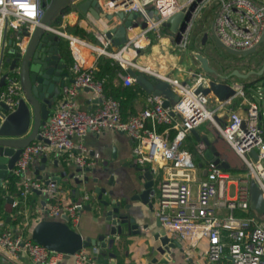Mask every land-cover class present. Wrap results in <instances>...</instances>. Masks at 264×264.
Masks as SVG:
<instances>
[{"label": "built area", "instance_id": "1", "mask_svg": "<svg viewBox=\"0 0 264 264\" xmlns=\"http://www.w3.org/2000/svg\"><path fill=\"white\" fill-rule=\"evenodd\" d=\"M43 0H0V55L10 46L25 51L31 32L40 23L45 8ZM48 1V0H46ZM213 0H106L101 8L106 12L123 10L140 12L147 22L144 32L155 30L168 16L183 9L190 2L191 7L175 39V45L186 48L190 29L198 12ZM215 14L212 22L214 34L227 46L247 49L258 43L264 32V3L256 0H214ZM155 10L157 19L149 15ZM48 30L58 34L67 42L72 56L69 71L72 82L63 95L53 103L47 120L40 126L41 139L22 147L12 169L16 177L17 194L12 195V206L26 203L28 196L40 191L42 200L33 212L35 222L40 219H63L75 229L80 219L82 204L96 200L93 193L83 190L77 199L65 196L59 182H45V178L28 172L30 165L41 156L54 154L63 156V161L76 167H93L95 161L85 151L82 138L88 132L98 133L115 130L126 133L131 140L134 163L148 166L153 173L161 171L159 189L154 198V212L160 219V231L191 248L205 241L203 262L200 264H264V220L250 205V182L254 180L264 199V104L263 91H257L258 99L244 105L245 111L234 108L232 97H246L245 82L234 76L226 81L234 89L229 99L221 101L212 93L195 92L209 77L194 74L190 84L177 77L159 73L148 65H141L126 54L131 40L115 50L104 34L94 42L77 34L67 32L60 25H49ZM11 40V43L8 42ZM99 55L112 57L124 69L119 73L126 85L135 82L127 71H137L167 81L179 98L167 106L163 96L146 95V103L140 111L123 118L120 100L107 95L103 79L95 77L96 58ZM0 76L8 71L4 84L0 86V102L12 111L23 86L19 67L3 68ZM88 87L96 99V106L87 110L78 106L75 96L81 88ZM214 105H210L211 101ZM226 111L225 121L219 119L218 111ZM222 116V114L220 115ZM3 116L0 114V120ZM209 120L220 136L241 158L245 170L232 172L207 160L199 168L192 151L185 146V138L193 128ZM163 125L161 129L159 126ZM173 131V133H171ZM195 151L205 156L207 144L203 140L195 143ZM255 150L257 156L252 154ZM50 178V177H48ZM7 188V180L2 181ZM95 200L93 203H95ZM43 201V202H42ZM238 209L245 215H236ZM28 223L8 226L0 218V260H17L25 253L34 264H60L67 257L65 252L49 249L30 237ZM102 254L99 245L82 247L69 255L75 264H93Z\"/></svg>", "mask_w": 264, "mask_h": 264}, {"label": "water", "instance_id": "2", "mask_svg": "<svg viewBox=\"0 0 264 264\" xmlns=\"http://www.w3.org/2000/svg\"><path fill=\"white\" fill-rule=\"evenodd\" d=\"M74 3V5L81 11H90L98 18H106V20L116 19L118 24L107 27L104 30V35L112 39L117 46H121L127 41L126 32L130 25H135L133 22L135 12H125L117 10L114 12L103 11L99 0H43L42 6L45 8L40 23L37 24L31 32L25 31L29 36L28 44L25 51H20L13 45L7 51L2 52L0 55V70L1 64H7L8 69L19 67L20 79L23 86V95L19 97L16 107L7 111V105L0 102V114L3 119L0 120V189L2 181L12 177V169L20 155L22 147L32 141L41 139L39 129L42 124L47 120L53 103L56 99L64 93L66 89L65 79L63 76L69 74L66 70L68 60L61 53L65 52V47L61 37L47 29V26L52 25L57 12L67 4ZM191 3L183 9L171 14L164 21L169 30L173 33L174 39H177L180 34V29L185 22L189 13ZM156 14L155 10L150 13ZM151 16V15H150ZM140 24V23H139ZM147 22L144 21L140 24L142 28L146 27ZM211 35L217 46L223 47L226 51L247 56L257 49V46L264 42V32L260 40L254 46L247 49H234L225 45L215 34L211 28ZM207 34H204L202 43H204ZM11 43V40H8ZM194 56L199 61L200 68L210 74L208 83H200L195 92L212 93L218 100L224 101L229 99L234 94V89L226 81L229 76H237L241 78L247 77L250 73L257 75L261 78V83L264 84V62L258 69H251L248 72H242L238 68H233L228 73H219L209 63V58L199 52L195 51ZM127 71L135 78V82L149 94H157L163 96V105L167 106L178 100V94L172 90L169 83L159 78H151L143 71H136L132 67H127ZM8 71L2 72L0 76V86L5 82L4 78ZM72 81V79H71ZM90 89L88 87H85ZM91 90V89H90ZM96 101V99H95ZM197 140H203L207 144L205 150V157L217 163L219 166L228 169L230 163L221 159L216 146L209 140L206 135H199L193 128L191 130ZM46 167V156L41 157V164L35 167L34 173L37 177L43 176L41 170ZM136 169L139 171L138 179L141 180L139 191H136L132 199H138L142 203L147 204L152 208L151 197L154 196V175L148 166ZM92 167H74L69 169L65 167L59 175L46 178L45 182L57 181L66 183H75L79 189L82 182L89 180V175L84 174L91 172ZM96 183L94 192L97 194L98 205L100 208L105 224H108L107 232L100 233L96 237L83 236L80 232L72 228L63 219H40L37 220L30 230V237L32 240L46 246L49 249L62 251L66 256L75 253L82 247L90 245H99L101 248L108 247L109 243L114 241L117 235L136 234L141 232V224L136 222L134 215L130 214V204L122 203L121 201L112 200L106 197L107 188L104 185L98 184V178L94 177ZM40 193L39 190H35ZM108 193H110L108 191ZM78 194V193H77ZM12 196L6 195V200L12 202ZM43 202V201H42ZM250 205L259 216L264 215V199L261 191L254 180L250 182ZM83 208L91 209V203H87ZM8 219V217H7ZM143 224L142 227H146ZM157 225L160 226V219L157 218ZM154 238L159 240V244L155 247V251L159 256H151L144 263H136L130 261L127 264H168L175 257V249L182 250L181 243L169 237L167 234L162 233L160 230L154 232ZM111 237V238H109Z\"/></svg>", "mask_w": 264, "mask_h": 264}, {"label": "crops", "instance_id": "3", "mask_svg": "<svg viewBox=\"0 0 264 264\" xmlns=\"http://www.w3.org/2000/svg\"><path fill=\"white\" fill-rule=\"evenodd\" d=\"M106 0H99L100 6ZM103 10V8H102ZM105 11V10H103ZM109 12V11H107ZM135 16L133 18V22H137V24L130 25L127 28L126 38L127 40H131L128 50L126 54L130 57L134 58L141 65H148L151 69L163 73L168 74L173 77H177L182 81L188 82L189 80H193L194 74H201L210 77V74H206L204 70L200 68L199 61L194 56L195 49L188 48V46L184 49L179 48L175 45V39L173 40V45H169L170 50H166L164 47L159 44H155L154 38L155 36H160V29L156 28L155 30H150L144 32L142 26L140 24L144 21V17L140 12L135 11ZM215 14V12H214ZM214 17V16H213ZM213 22V19H212ZM211 22V28H212ZM119 21L116 19L106 20V18H98L94 16L89 10L83 12L79 10L74 3H70L62 7L57 14L55 15V19L53 24L60 25L67 32L77 34L74 29L76 26L84 29L87 34L91 37L82 36L94 42H98V36L104 34V30L112 26L114 24H118ZM140 23V24H139ZM210 28V30H211ZM152 34V39L150 35ZM159 34V35H158ZM213 38V37H212ZM63 42V46L65 50H67V42L64 38H61ZM112 40V39H111ZM215 46V42H212ZM166 47V46H165ZM117 45L112 43L109 46V49L115 50ZM177 48V49H176ZM148 49V50H147ZM69 51V50H68ZM147 51V52H146ZM181 51H184L181 52ZM187 51V52H186ZM227 54L231 58L242 57L241 55L232 54L226 51ZM65 52H62L61 55L65 56ZM71 56V55H70ZM207 56V55H206ZM248 56V55H247ZM162 57V58H161ZM208 57V56H207ZM246 57V56H244ZM152 58V59H150ZM209 58V57H208ZM67 59V57H66ZM97 59V58H96ZM161 59H164V62H161ZM68 60V59H67ZM68 66L66 70H68L69 74L67 76H63L65 79L66 86H69L72 82L73 78L72 74L69 71V66L72 63V56L69 57ZM264 62V61H263ZM148 63H151L148 64ZM210 63V58H209ZM225 65L224 67L217 70L219 73H228L233 68H238L242 72H248L252 67H242L239 65ZM137 71V70H136ZM119 71L117 73V77L113 79V84L117 85L120 82L123 83L122 78L119 76ZM151 78H156L153 75L147 74ZM234 76V75H233ZM237 79L243 80L245 83L250 82L257 78L256 74L250 73L247 77L241 78L234 76ZM135 83V82H134ZM124 84V83H123ZM133 84V83H132ZM261 81H258V90L264 91L261 89ZM63 93L58 97L60 98ZM146 95L147 93L140 87V90L137 92V96L133 100L134 105V113L140 111L144 108L146 103ZM57 98V99H58ZM244 101H234V108L239 110L240 112L245 111L244 105L249 101L247 97H243ZM75 101L79 107L92 110L96 106V101L93 96V92L87 88H81L75 96ZM53 106L51 108V111ZM50 111V112H51ZM219 119L223 122L226 120L227 115L226 111H218ZM222 114V116H220ZM211 123V122H210ZM212 124V123H211ZM207 126V125H206ZM201 123L196 128V132L201 135H206L209 140L213 143L212 137L208 134V130ZM160 127V126H159ZM210 128V126H209ZM208 128V129H209ZM220 136V134H219ZM222 139L223 137L220 136ZM224 140V139H223ZM198 140L195 138V135L191 131L185 138V146L187 148H194L195 143ZM225 141V140H224ZM83 145L85 147L86 153L95 161V165L92 167L93 170L91 172H86L84 174L89 175V180L86 182H82L80 188L76 187L75 183H66L60 182V187L65 191V196L71 197L73 199H77L83 190L91 191L96 198L95 203L93 201H87L82 204V209L80 212L79 223L75 227V230L80 232L84 237H96L100 233L107 232L108 224H105L102 216V212L100 208H97L98 200L97 194L94 192V187L96 183L91 180L94 177L98 178V184L104 185L107 188V194L105 195L112 200H119L122 203L130 204L129 212L134 215L136 222L141 224V232L136 234H125V235H117L114 237V241L109 243L108 246H111L113 243L118 248V254L115 255L112 251L107 253L106 257L100 255L97 261L93 264H127L130 261H136V263H144L151 256L159 254L155 251V247L159 244V240L154 238V232L160 230V226L157 225V215L154 212V198L158 191V182L159 178L154 175V196L151 197L152 200V208H150L147 204L142 203L138 199H132L131 197L136 191H139V187L141 185V180H139L138 174L139 171L136 169L137 165L134 163L131 152V140L129 136L124 132H119L115 130H104L98 133L88 132L82 138ZM226 142V141H225ZM227 143V142H226ZM214 144V143H213ZM216 149L219 152V156L221 159L228 161L231 165L234 160V156H238V154L229 146L231 150H225L220 144L216 143ZM190 149V150H191ZM193 153V152H192ZM197 153V152H196ZM194 160H201L200 155L194 154ZM42 157V156H41ZM41 157L36 159L37 161L33 162L28 172L30 174H35L34 170L36 166L41 164ZM202 157V156H201ZM203 160H208L205 156L202 157ZM200 162V161H199ZM199 164V163H198ZM69 167V169H73L76 167L73 164H67L63 161V156H55L54 154H49L46 156V167L41 170L43 177L46 179L51 176H57L64 168ZM142 167V166H140ZM203 170V167H199ZM36 175V174H35ZM108 191L110 193H108ZM78 193V194H77ZM42 200V196L40 193L33 192L31 193L26 203H23L24 206V220L21 223H13L10 222L11 218L13 219L15 216L11 212L10 215H5L4 210L0 211V218H2L8 226L17 227L19 225H26L28 223V228L31 227L35 223V213L33 212L34 207L40 203ZM91 203L92 208L87 209L83 208L87 203ZM8 217V219H7ZM143 224H147L146 227H142ZM111 238V237H109ZM182 250L175 249V257L168 264H200L203 262L204 258V250H205V241L202 240L199 243V246L196 248H191L187 243H181ZM103 250V248H102ZM120 259V261L118 260ZM0 264H34L32 260L25 254L20 253L18 255L17 260H0ZM60 264H75L73 257H65ZM91 264V263H89Z\"/></svg>", "mask_w": 264, "mask_h": 264}, {"label": "rangeland", "instance_id": "4", "mask_svg": "<svg viewBox=\"0 0 264 264\" xmlns=\"http://www.w3.org/2000/svg\"><path fill=\"white\" fill-rule=\"evenodd\" d=\"M256 1H258L260 3H264V0H256ZM214 3H215V1L213 0L210 4L206 5L203 9H201L198 12L196 17L194 18L191 29H190L188 48H193V49H195V51H199V52L207 55L210 58V65L217 70H220V68L224 67L225 65H228V66L239 65V66L247 67V68L252 67L251 69H258L264 61V42H261L257 46V49L255 50V52L249 54L246 57H238V58H234V57L231 58L229 56L230 54L228 55L226 50L223 47H220L217 45L215 46L212 43V42H214V39L212 38L210 28H211V22H212L214 12H215ZM150 15L153 19L158 18L157 15L154 14L153 12L150 13ZM159 29L161 31V34H160V36H155V38H154L155 44H157V45L159 44L160 46L164 47L166 50H170L169 45L172 46L173 49H175V47L173 45L174 44L173 43L174 35L169 30V28L165 24V22H162L159 25L158 30ZM204 34H207V37L204 40L205 42L202 43V39H203ZM151 36H152V34L150 35V37ZM151 39H152V37H151ZM181 52L184 53V51H181ZM150 59H152V58H150ZM161 62H164V59H161ZM148 64L151 65V63H148ZM3 68H7L6 62L4 63ZM206 74L209 75V73H207V72H206ZM256 77H257V75H256ZM187 83L190 84L191 80H189ZM260 86H261V89L264 90V84H261ZM253 93H254V97L256 99H258L257 93L255 91H253ZM213 103H214V101L212 100L210 102V105H214ZM203 123L205 126L207 125L206 128L208 130V134L210 135V137H212L214 145H217L216 143H218L222 147H224L225 150H231L229 148L228 144L219 136L217 131H215V129H214L215 127L210 123L209 120H205ZM209 126H210V128H209ZM262 127H263V136H264V123L262 124ZM191 151L194 154H197L195 151V148L191 149ZM252 154L255 157L257 156V153L255 150L252 151ZM199 157L201 160H194L195 163L197 164L198 167H203V165L205 167L207 165V160H205V159L203 160V158H202L203 156L202 157L199 156ZM193 158H194V156H193ZM233 159L234 160H231V161H232L234 167H237V168L244 167V164L239 157L234 156ZM155 174L159 178V182L157 183L158 189H159V184L161 181V171L156 170ZM92 200L94 201L95 199L92 198ZM261 217L264 220V215H262Z\"/></svg>", "mask_w": 264, "mask_h": 264}, {"label": "trees", "instance_id": "5", "mask_svg": "<svg viewBox=\"0 0 264 264\" xmlns=\"http://www.w3.org/2000/svg\"><path fill=\"white\" fill-rule=\"evenodd\" d=\"M74 31L79 33L82 36L91 37L89 34H87V32L84 29H82L79 26H76ZM64 54L66 55L68 61H70L69 57L71 56H70L68 49L65 50ZM119 71H124V69L112 57H109L106 55H99L97 57L95 77L98 79H103V88H104V92L107 95L120 100L122 117L127 118L129 115L134 113L133 100L137 96V92L140 90V86L136 82L133 84H129V85L123 84L121 82L117 85L113 84V79L117 77V73ZM258 81H261V80L256 79V80L245 83L244 93H245V96L248 97L249 99L256 100V98L254 97L253 91L257 93ZM259 102H260V105L263 106L264 91H263V99L259 100ZM162 127L163 125H161L159 129H161ZM215 131L217 130L215 129ZM171 133H173V131ZM189 149H191V147H189ZM240 168L241 167L239 168L234 167L233 163H231L230 168H228V170L232 172H243L245 170V167H242L241 169ZM6 190L8 191V194H12V195L17 194L16 177L14 175H12V177L7 179V188L1 187L0 189V211L4 210L5 215H8V214L10 215V213L12 212L15 217L13 219L11 218L10 222L21 223L25 218L24 206L22 202H20L17 206H12L11 203L6 200V195H7L5 192ZM234 212L236 215L246 214L244 212H241L238 209H236ZM111 251L115 255H119L118 248L113 243L111 246L103 248L101 256L106 257L107 253ZM118 260L120 261V259Z\"/></svg>", "mask_w": 264, "mask_h": 264}, {"label": "bare ground", "instance_id": "6", "mask_svg": "<svg viewBox=\"0 0 264 264\" xmlns=\"http://www.w3.org/2000/svg\"><path fill=\"white\" fill-rule=\"evenodd\" d=\"M160 43H161V42H160ZM232 100H233V101H239V102H243V101H244V99H243L242 97L238 96V95H234V96L232 97Z\"/></svg>", "mask_w": 264, "mask_h": 264}]
</instances>
